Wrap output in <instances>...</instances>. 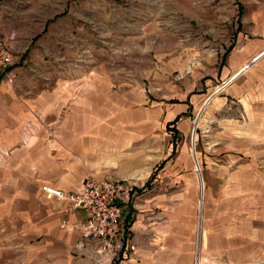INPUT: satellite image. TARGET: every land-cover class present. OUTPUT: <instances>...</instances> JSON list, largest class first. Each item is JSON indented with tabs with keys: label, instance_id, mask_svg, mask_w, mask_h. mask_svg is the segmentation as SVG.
<instances>
[{
	"label": "rangeland",
	"instance_id": "obj_1",
	"mask_svg": "<svg viewBox=\"0 0 264 264\" xmlns=\"http://www.w3.org/2000/svg\"><path fill=\"white\" fill-rule=\"evenodd\" d=\"M231 3L0 0V40L14 32L52 29L59 38L66 36L63 47H68L76 36L75 66L72 60L63 61V67L76 68V92L64 107L76 113V134L66 135L67 157L76 158L79 172L108 169L120 175L114 178L134 182L139 194H153L151 221L156 227L165 223L164 215L176 203L186 208L192 214L186 223L195 225L192 264L198 247L201 264H264V98H250L258 87L247 98L228 95L233 85L222 90L226 85L215 81L206 87L207 78L196 83L192 73L200 65L210 67L207 57L212 54L219 52L220 64L226 50H240L236 27L244 30V15L264 14V0ZM234 9L235 21L224 22L222 16L230 17ZM201 13L210 19L186 20ZM216 14L223 23L211 19ZM169 29L180 36L175 48H169L168 34L153 37L154 31ZM191 30L198 33L189 34ZM141 31L145 38L138 44L133 36ZM188 84L193 108L174 134L168 124L174 109L183 104L181 93ZM260 93L264 97V87ZM74 120L69 118L70 125ZM152 175L154 180L144 189Z\"/></svg>",
	"mask_w": 264,
	"mask_h": 264
},
{
	"label": "crops",
	"instance_id": "obj_2",
	"mask_svg": "<svg viewBox=\"0 0 264 264\" xmlns=\"http://www.w3.org/2000/svg\"><path fill=\"white\" fill-rule=\"evenodd\" d=\"M231 2L235 6V0ZM232 12L230 17L222 16L224 22L231 18L235 21V9ZM244 16L248 17V23L242 27L244 30L236 27L241 49L226 50L220 64L219 52L216 56L205 55L211 66L200 65L198 71L192 73L198 79L196 83H204L203 79L207 78L206 87L215 81L223 83L220 87L226 85L222 90L233 85L228 95L240 93L247 98L258 87V93L250 97L257 100L258 95L264 98L260 93V87H264V14L256 12ZM185 17L187 21H194L210 19L211 15L201 13ZM211 19H220L218 22L223 23L218 14ZM154 32L153 37L168 34L169 48H175L180 38L177 30ZM192 33L198 31L191 30L189 34ZM143 34L141 31L133 36L138 38V44H143ZM9 38L17 60L12 68L16 75L13 86L8 87L6 78L0 77V264H88L74 251L79 233L61 227L65 220L80 224L84 212L76 209L66 213V202L49 195L43 187L69 194L79 191L89 178L129 179L122 178L123 175L119 177L122 179L114 178L120 175H114L108 169L90 168L79 172L76 158L72 161L66 155L69 149L65 144L66 135L76 134V113L71 115L64 108L65 102L76 92V68L63 67V61L65 58L72 60V66H75L76 36H73L72 46L68 47H63L66 36L59 38L52 29L38 34L14 32ZM140 47L143 46L137 45V49ZM187 62L184 65L187 66ZM237 80L239 83H235ZM190 86L188 84L186 92L181 93L183 104L174 109L172 121L178 116H183L179 123L189 118L187 114L193 108L190 96L193 89L187 91ZM218 91L206 100L205 106L219 94ZM71 116L75 119L72 125L69 122ZM195 162L198 165L197 157ZM199 179L202 211L204 189L200 172ZM140 195L129 205L133 216L134 250L121 264H192L195 225L186 223L192 214L182 206L181 214V204L176 203L164 215L165 223H158L156 227L151 221V210L156 204L151 198L153 194ZM201 229L202 212L199 232ZM196 264H201L199 247Z\"/></svg>",
	"mask_w": 264,
	"mask_h": 264
},
{
	"label": "built area",
	"instance_id": "obj_3",
	"mask_svg": "<svg viewBox=\"0 0 264 264\" xmlns=\"http://www.w3.org/2000/svg\"><path fill=\"white\" fill-rule=\"evenodd\" d=\"M17 55L8 38L0 40V77L6 78L8 87L15 80L13 67ZM43 190L67 204L66 213L80 209L85 217L80 224L65 220L61 227L79 233L75 253L95 264H115L134 250L132 212L129 205L141 195L129 180H97L89 178L74 193L45 186ZM159 221L161 217L158 216Z\"/></svg>",
	"mask_w": 264,
	"mask_h": 264
},
{
	"label": "trees",
	"instance_id": "obj_4",
	"mask_svg": "<svg viewBox=\"0 0 264 264\" xmlns=\"http://www.w3.org/2000/svg\"><path fill=\"white\" fill-rule=\"evenodd\" d=\"M191 113H188V117L190 116ZM183 116H178L174 121H171L169 124H168V129L173 132L174 134H178V131H177V124L179 123L180 119L182 118ZM168 160L164 161L162 163V165L160 167H164L165 164L167 163ZM154 176L155 175H152L151 178L149 179V181L146 183L144 189H148L150 183L154 180Z\"/></svg>",
	"mask_w": 264,
	"mask_h": 264
}]
</instances>
